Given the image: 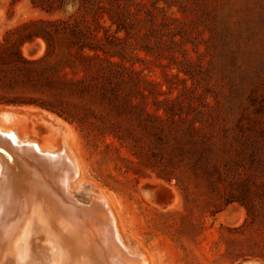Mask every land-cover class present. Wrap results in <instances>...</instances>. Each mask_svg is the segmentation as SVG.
<instances>
[{"label":"rangeland","instance_id":"1","mask_svg":"<svg viewBox=\"0 0 264 264\" xmlns=\"http://www.w3.org/2000/svg\"><path fill=\"white\" fill-rule=\"evenodd\" d=\"M81 1L0 0V98L35 102L0 104V127L64 144L74 198L105 197L151 264H264V0ZM30 20L58 21L100 57L33 68L32 82L69 85L56 100L15 85L21 33L7 31ZM45 50L35 38L19 54Z\"/></svg>","mask_w":264,"mask_h":264},{"label":"bare ground","instance_id":"2","mask_svg":"<svg viewBox=\"0 0 264 264\" xmlns=\"http://www.w3.org/2000/svg\"><path fill=\"white\" fill-rule=\"evenodd\" d=\"M79 176L64 144L43 148L0 127V264H151L105 197L74 198Z\"/></svg>","mask_w":264,"mask_h":264},{"label":"trees","instance_id":"3","mask_svg":"<svg viewBox=\"0 0 264 264\" xmlns=\"http://www.w3.org/2000/svg\"><path fill=\"white\" fill-rule=\"evenodd\" d=\"M75 2H80L81 0H73ZM82 2V1H81ZM64 29V28H63ZM59 27L58 21H46V20H30L20 26H17L9 31L7 34H11L12 32H20L21 34L16 38V42L14 44V48L8 54V61L11 64L12 71L16 73V84L21 85H31L36 84L37 87L42 88L45 93H49L56 100L57 97L61 93H70L71 88L69 85H64L60 83H52L50 81L44 80L32 82L31 73L33 68L38 66L39 64L45 62V58L52 55L53 53L59 54V60L57 61L55 68H69L72 69L79 65H87L89 62H93L100 58L97 54L88 55L83 51L86 49L88 51H94L92 47H85L81 44L78 45L77 38L79 37L76 31L70 30V32L66 33L62 31ZM35 38H41L45 41L46 50L45 55L36 61H27L23 59L19 54V47L25 42H31ZM55 47L61 49L56 51ZM72 47H75L74 51H72ZM112 57V56H111ZM111 60H104L109 66L117 65L118 63L112 58ZM114 57V56H113ZM101 60V59H100ZM102 61V60H101ZM51 70V69H50ZM53 70V69H52ZM14 86V85H12ZM33 101L22 100L18 97H14L11 99H2L0 98V104H34ZM48 110H52V108L48 106L42 105ZM63 119L67 121H74V118H67L62 116ZM80 121V120H76Z\"/></svg>","mask_w":264,"mask_h":264}]
</instances>
